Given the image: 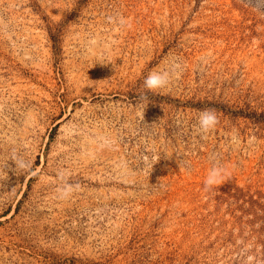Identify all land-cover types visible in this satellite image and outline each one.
<instances>
[{
  "label": "rangeland",
  "instance_id": "rangeland-1",
  "mask_svg": "<svg viewBox=\"0 0 264 264\" xmlns=\"http://www.w3.org/2000/svg\"><path fill=\"white\" fill-rule=\"evenodd\" d=\"M0 264H264V0H0Z\"/></svg>",
  "mask_w": 264,
  "mask_h": 264
},
{
  "label": "clouds",
  "instance_id": "clouds-1",
  "mask_svg": "<svg viewBox=\"0 0 264 264\" xmlns=\"http://www.w3.org/2000/svg\"><path fill=\"white\" fill-rule=\"evenodd\" d=\"M121 23L123 24L125 21L122 20ZM180 74V64L173 63L168 69L150 72L144 79V87L151 92H156L158 89L168 87L173 79H179ZM218 122L219 119L214 110H204L201 112L198 119L200 133L202 135L207 134L216 127ZM229 176L230 173L226 166L219 164L214 165L205 180V189L210 190L214 186L220 185ZM71 190L72 186L68 185L62 190V192L63 194H69Z\"/></svg>",
  "mask_w": 264,
  "mask_h": 264
}]
</instances>
